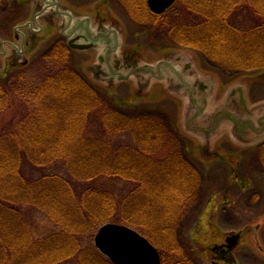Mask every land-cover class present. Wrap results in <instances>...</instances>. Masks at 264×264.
<instances>
[{
  "label": "trees",
  "instance_id": "16d2710c",
  "mask_svg": "<svg viewBox=\"0 0 264 264\" xmlns=\"http://www.w3.org/2000/svg\"><path fill=\"white\" fill-rule=\"evenodd\" d=\"M120 1L138 23L157 24L225 72L264 70V0H178L162 15L147 0ZM70 54L60 39L42 55L38 77L27 66L0 78V116L14 104L22 111L0 129V264H112L86 244L109 222L146 236L165 264H195L179 230L201 199L199 169L163 118L111 105ZM50 167L65 174H35ZM103 179L130 183L129 191ZM30 209L58 231L36 238Z\"/></svg>",
  "mask_w": 264,
  "mask_h": 264
},
{
  "label": "rangeland",
  "instance_id": "374dc122",
  "mask_svg": "<svg viewBox=\"0 0 264 264\" xmlns=\"http://www.w3.org/2000/svg\"><path fill=\"white\" fill-rule=\"evenodd\" d=\"M61 1L77 12L116 20L125 33L124 47L140 54L145 60L155 61L167 51L184 48L167 36V32L156 26L157 24L138 23L131 17L120 0ZM42 4L43 0H9L8 6H4L0 11V43L4 42L6 47V53L0 48V53H2L0 54V78L5 75L10 62H19L20 60L15 53V48L9 44V42H12L18 47L23 44L22 38L15 35V28L32 18L33 11ZM56 21L57 19L52 24L45 21L43 23L44 31L37 37L28 35L24 44L26 50L24 58L28 60V70L36 77L39 76V61H41L42 55L58 40L63 39L56 28ZM63 40L66 42L65 39ZM195 51L199 58L200 68L214 73L219 78L221 92L238 78L249 76L252 78L251 100L264 99V81L260 79V75L264 70L231 74L225 72L197 50ZM94 57L95 54L93 53L71 51L69 58V64L91 83L88 68L94 61ZM94 86L106 101L123 113L153 114L163 118L168 128L180 138V145L185 156L201 172V199L183 220L179 230V240L185 251L195 261L198 260L201 263L200 258H205L204 264H209L210 260L203 253L204 240L207 239L208 232L198 224L199 219H204L210 223L211 230L219 228L220 231L230 233L239 232V229H247L254 247V238L257 235L260 244L259 248L255 247V249L258 257L264 260V160L262 159L264 147L242 148L226 136L219 144L220 156L224 161L219 158L214 160L205 159L201 155L199 142L187 137L182 132L179 123L180 110L176 105L177 103L164 94L160 86L154 87L146 97L139 96L131 83H122L114 89H107L95 84ZM18 107L21 106L18 105ZM21 112L14 104L2 113L0 116V129L9 126L20 118ZM120 138L118 137L114 141L118 142ZM126 139H130V136H127ZM54 171L65 174L57 167L45 168L35 174L52 173ZM102 181L103 185H107L110 189L117 190V192L124 191V193H127L129 191L130 183L115 180L106 183L105 179ZM216 208L219 209L212 212ZM222 210H225L228 216V212L233 214L235 220L232 223L220 221ZM28 212L32 220V231L36 238L58 231L56 224L40 211L30 209ZM245 225L247 227H244ZM97 231L92 237L88 238L87 245L91 242L95 246L94 239ZM240 248L241 243L235 247L233 253L236 254L240 251Z\"/></svg>",
  "mask_w": 264,
  "mask_h": 264
},
{
  "label": "water",
  "instance_id": "95a60500",
  "mask_svg": "<svg viewBox=\"0 0 264 264\" xmlns=\"http://www.w3.org/2000/svg\"><path fill=\"white\" fill-rule=\"evenodd\" d=\"M177 0H147L150 10L163 14ZM53 23L70 49L95 54L88 68L91 80L103 87L115 88L131 82L139 96H148L155 86L180 104V125L185 134L199 142L205 159L219 157L218 142L228 136L239 147H254L264 142V100L252 103L249 89L252 78L243 76L223 92L218 77L199 67V58L191 49H175L148 61L124 47L125 33L116 20L80 13L61 0H43L33 14L32 36L42 31L41 21ZM15 53L25 66L24 44ZM4 47V42L0 44ZM264 81V72L260 75ZM257 226V225H256ZM95 245L113 264H164L159 251L135 229L117 223L104 224L95 235ZM255 247L259 238L255 235ZM217 264V263H214Z\"/></svg>",
  "mask_w": 264,
  "mask_h": 264
},
{
  "label": "flooded vegetation",
  "instance_id": "af4514ba",
  "mask_svg": "<svg viewBox=\"0 0 264 264\" xmlns=\"http://www.w3.org/2000/svg\"><path fill=\"white\" fill-rule=\"evenodd\" d=\"M218 209H213L212 212ZM228 213L229 216L225 210H222L219 220L224 223H232L235 220V216L230 212ZM198 224L208 232L207 239L204 240L203 253L210 260L209 264H264V260L258 257L257 250L251 243L252 240L247 229L226 233L223 230L220 231L219 228L211 230L210 223L204 219H199ZM244 227L247 226L245 225ZM239 243H241L240 251L235 254L233 250ZM200 261L201 263L196 260L195 263L204 264L205 258H200Z\"/></svg>",
  "mask_w": 264,
  "mask_h": 264
}]
</instances>
